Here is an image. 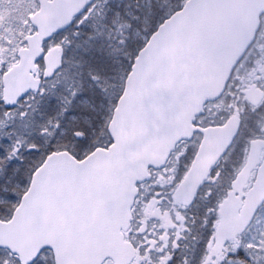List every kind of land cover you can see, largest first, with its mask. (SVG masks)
Instances as JSON below:
<instances>
[{"label":"water","instance_id":"water-1","mask_svg":"<svg viewBox=\"0 0 264 264\" xmlns=\"http://www.w3.org/2000/svg\"><path fill=\"white\" fill-rule=\"evenodd\" d=\"M92 0H39L30 17L36 29L26 37L19 62L3 76L4 101L37 90L34 64L42 58L43 78L61 67L59 50L43 55L42 42L67 28ZM264 13V0H187L152 33L134 59L108 125L112 144L81 161L66 152L51 153L33 173L9 222H0V247L31 262L45 248L55 264H101L111 258L126 264L132 247L122 232L131 220L135 185L147 168L165 159L193 133L194 118L217 99ZM258 98V97H256ZM254 98L253 100H256ZM239 129L236 116L203 130L192 167L175 192L188 205L209 169L231 145ZM247 170L237 179L241 187ZM264 202V159L240 208L251 222ZM230 201L221 205L222 211Z\"/></svg>","mask_w":264,"mask_h":264},{"label":"rangeland","instance_id":"rangeland-1","mask_svg":"<svg viewBox=\"0 0 264 264\" xmlns=\"http://www.w3.org/2000/svg\"><path fill=\"white\" fill-rule=\"evenodd\" d=\"M36 0H0V67L4 68L9 62L15 58V53L18 47L22 45L24 35L28 27V16L32 14L36 9ZM184 1V0H182ZM100 0L101 11L106 13L105 8H110L109 14L113 13V6L116 1L113 0ZM179 0H139L138 3L132 6V10L129 11V23L123 27L125 33V40L139 42L144 39L146 32L156 24L159 18L166 14V10L170 4H176ZM182 4V2H180ZM120 16V12L117 10L116 14L112 16L105 15L102 18H98L96 12L91 13V22H96L99 28L91 32L84 38V47L88 46L87 41L89 37L96 38L102 34L103 43L106 46H110L109 41L110 31L108 28L113 24ZM123 18L126 16L122 14ZM104 22L101 26L100 21ZM88 22L83 28L87 26ZM82 28V29H83ZM78 35H83V31L75 29L73 30ZM108 32V33H107ZM71 31L68 33L70 36ZM116 36L121 34V31H114ZM264 36V35H263ZM71 40H68V36L59 34L53 37L49 41V45L62 46L71 45L75 40L74 35H71ZM260 42L257 44V46ZM260 48L255 51L254 56L259 53ZM63 55L66 58L73 59L72 51L69 54L67 48H63ZM92 59V54L89 55ZM120 63V62H117ZM94 63L93 65H96ZM91 73H93L90 70ZM95 74V73H94ZM73 75V74H72ZM96 75V74H95ZM100 81L103 78L96 76ZM86 87L82 86V81L78 76L73 75L69 77L68 70H62L59 72L54 80L47 82L43 87V94H47L49 91H53L54 95L59 91L67 90V93H71L72 97L68 98L63 103L62 111L60 108L52 103L53 112L51 115L43 114L39 110L35 114H30L27 118H23L19 115V121L16 125H12L10 128V134L4 133L0 130V216L6 217L16 207L19 195L25 190L29 181V170L33 169L43 159L44 153L48 150L49 145L52 147H70L78 156H83L91 150L94 146L102 144L103 140L102 131H104L110 115L113 105L110 101L107 102L101 99L100 90L96 87L95 83L91 81V77H88L85 73ZM113 81V77L105 79ZM73 82L69 87V83ZM108 82V81H107ZM109 83V82H108ZM238 83L240 82H233ZM263 82L259 83L262 84ZM113 89V85L109 83ZM262 86V85H258ZM264 92V91H263ZM234 93H231L229 100L226 97L221 101L214 104L213 109L208 111L212 114V121L216 122L219 115L227 109L226 106L230 104L232 106ZM82 100V101H80ZM48 99L42 101V104H46ZM75 106V107H73ZM261 108L256 114L250 112L244 115L242 121V130L238 140L233 145L231 152L225 162L231 163L232 168L229 170V174H233L232 169L236 170L240 167V161L243 156V151L247 148L248 140L254 139L259 136L261 127L264 125V98L260 101L257 107L252 109ZM211 108V107H210ZM33 113V112H31ZM76 113V114H75ZM74 115L76 117L70 118ZM63 118L61 119V117ZM36 120V122H35ZM48 121H54L53 125H49ZM68 123V126L66 125ZM63 125L57 134V127ZM104 127V129H103ZM75 133H79L76 136ZM7 134V135H5ZM70 135L74 137V141L69 139ZM227 179H224L226 182ZM210 194V193H209ZM209 194L204 190L201 194L203 198L208 200ZM223 193L218 192L214 195L215 198L211 200L209 206L219 200ZM197 206V205H196ZM197 206L196 208H199ZM196 216L193 217V219ZM235 248L231 256L236 257L243 251L247 256L248 264H264V206L255 216L254 220L248 227L247 231L241 236L234 239ZM236 246H238L236 248ZM240 248V249H239ZM217 257L218 264H235L229 262V256L222 254L223 251L218 250ZM41 256V255H40ZM230 256V257H231ZM227 257V263H226ZM42 260H46V255L42 257ZM39 264H46L40 262Z\"/></svg>","mask_w":264,"mask_h":264},{"label":"flooded vegetation","instance_id":"flooded-vegetation-1","mask_svg":"<svg viewBox=\"0 0 264 264\" xmlns=\"http://www.w3.org/2000/svg\"><path fill=\"white\" fill-rule=\"evenodd\" d=\"M263 35L264 31L261 34L262 40H264ZM252 55L249 56L248 53L235 69L231 79L245 83L242 93L257 90L263 100L264 90L258 85H261L259 84L261 82L264 83V48L260 49L256 56ZM14 63H16L15 58L6 67H0V96L3 72ZM237 70L238 73L241 71L242 76L237 75ZM41 73L42 68L39 63L35 68L34 76L39 77ZM35 94L29 93L12 108L4 105L0 98V113L9 116L16 109L22 110L21 106L30 108L31 99H35ZM233 110H236L234 104ZM206 112L205 110L201 117H196L192 139L176 145L163 169L151 171L152 185L149 182L139 186V193L131 210L132 223L124 233V240L131 243L135 251L130 264H218V250L225 253L228 252V248H234V239L244 226L237 212L229 209L225 215H220L217 207L209 206L205 214L196 212V218L193 219V205L186 208L177 204L172 198L174 189L183 178L198 149L202 137L200 130L217 124L212 121V114L209 115ZM253 143L259 147L257 162L248 172L243 192L250 186L263 157L264 126L261 127L258 137L248 140L247 148L243 151L240 161V171L247 163L250 146ZM228 155L229 152L210 170L208 178L197 192L198 196L206 190L208 193H223L222 201L232 198V182L237 174H228L233 166L230 162L229 164L225 162ZM225 178L226 182H224ZM203 200L206 204L208 203L205 198ZM227 220H231L229 227L232 230L228 236H225L223 235V224ZM40 255L32 264L40 262L53 264L49 252L45 251ZM44 255H46V260H42ZM0 264H19V262L7 250L0 249ZM102 264H113V262L107 259Z\"/></svg>","mask_w":264,"mask_h":264},{"label":"trees","instance_id":"trees-1","mask_svg":"<svg viewBox=\"0 0 264 264\" xmlns=\"http://www.w3.org/2000/svg\"><path fill=\"white\" fill-rule=\"evenodd\" d=\"M109 35H110V40L112 42H114V46H116L117 45V42L120 40L119 39V36H116V34L114 33L113 30L110 31V34ZM74 38L76 39V41H79V43L75 41V43H73L72 48H71L76 53L75 54V58H77L78 56L81 57V58H87L88 57L87 52L85 51V49L83 48L82 44L80 43V42H82L84 40V37L82 35H75ZM117 47H120V46H117ZM125 54L126 53L123 52V55H125ZM115 61H119V60L116 59ZM124 63H125V61H124ZM68 64H69V69H70V71H69L70 74L69 73L68 74H69V77H72V78H73V75H76L77 76L76 73H78V72L75 71V70H77L75 68L85 66V62H79V63H77L76 61H74V62H69ZM116 65H117V67H121L120 64H116ZM126 68H127V66L121 72L122 75H123V72L124 73L126 72ZM122 75H121V77H122ZM91 77H95V76H91ZM72 84H73V82H70L69 83V87H71ZM51 93H52V98H51L52 100L51 101L55 102L58 107H62L63 106V103L65 101H67L68 98L72 97L71 96L72 94L71 93H67V90H63L62 93L59 91L57 93V94H59L58 96L54 95L53 91H51Z\"/></svg>","mask_w":264,"mask_h":264}]
</instances>
